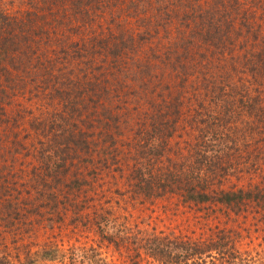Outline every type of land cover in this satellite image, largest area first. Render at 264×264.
<instances>
[{
    "label": "trees",
    "instance_id": "obj_1",
    "mask_svg": "<svg viewBox=\"0 0 264 264\" xmlns=\"http://www.w3.org/2000/svg\"><path fill=\"white\" fill-rule=\"evenodd\" d=\"M31 104L56 113L51 128L34 122ZM3 117L12 165L15 152L44 149L39 161L52 180L44 174L40 184L68 195L78 196L88 171L116 175L113 185L136 200L178 194L230 210L262 205L264 182L226 190L216 180L234 150L264 157V0H0ZM25 117L53 138L19 137ZM245 125L246 137L237 133ZM0 200L3 212L17 202L3 187ZM226 234L221 229L200 255L215 251L219 264H233ZM134 242L154 262H203L192 259L199 244L190 241Z\"/></svg>",
    "mask_w": 264,
    "mask_h": 264
},
{
    "label": "rangeland",
    "instance_id": "obj_2",
    "mask_svg": "<svg viewBox=\"0 0 264 264\" xmlns=\"http://www.w3.org/2000/svg\"><path fill=\"white\" fill-rule=\"evenodd\" d=\"M29 104L28 100L26 106ZM30 108L33 116L38 115L34 122L46 120L51 128L50 120L56 113L41 114L34 104ZM45 116L49 120L42 119ZM5 118H0V187L9 190L13 202H17L3 212L5 206L0 200V264H161L149 256V248L134 242L136 236L155 235L190 241L193 247L199 244L190 251L192 259L199 258L201 264H219V253L200 255L199 251L206 249L205 243L217 240L221 229H226L225 239L238 253L234 254L233 264H264V200L262 205L246 201L234 210L214 202L188 204L178 194L136 200L122 195L124 189L113 185L116 175L107 179L102 173L92 176L88 171L78 196L68 195L65 187L55 189L46 186L45 181L40 184V177L49 170L39 161L44 149L30 155L26 150L15 152L20 160L12 165L10 157L15 147L10 149L9 142L13 133L3 126ZM23 126L19 137L32 135L35 141H48L54 136L48 134L47 140L26 117ZM251 131L245 125L237 133L246 137ZM254 138L262 144L260 135L254 133ZM239 146L245 150L247 145ZM247 154L237 155L234 150L228 158L229 168L216 180L221 182L220 188L239 190L263 184L264 157L247 159ZM47 179L52 180L49 175ZM38 207L40 213H35Z\"/></svg>",
    "mask_w": 264,
    "mask_h": 264
}]
</instances>
